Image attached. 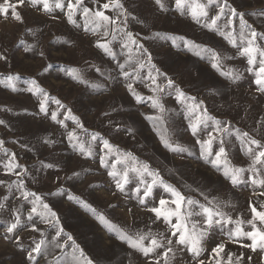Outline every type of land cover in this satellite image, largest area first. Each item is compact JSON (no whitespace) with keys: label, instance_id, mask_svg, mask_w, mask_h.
I'll return each instance as SVG.
<instances>
[{"label":"snow or ice","instance_id":"1","mask_svg":"<svg viewBox=\"0 0 264 264\" xmlns=\"http://www.w3.org/2000/svg\"><path fill=\"white\" fill-rule=\"evenodd\" d=\"M152 3L157 11L174 12L180 17L189 18L201 29L226 40L236 50L235 55L246 61L244 71L254 76V92L264 96V7L250 12L241 11L242 5L236 4V0H152ZM27 9L45 15L60 9L68 23L77 28L82 27L86 33L97 37L93 46L116 61V75L122 78L129 96L135 104L145 105L150 109L148 114L141 115L152 125V131L156 133L163 148L182 159L195 156L197 160L210 165L232 188L246 185L251 187L253 196L264 199V119L256 121V127L250 131H244L229 120L217 118L206 106L203 98L198 94H190L174 76L158 66L152 49L142 41L170 42L172 48L191 52L201 60H206L212 69L231 83L243 79L244 72L238 68L224 70L222 56L217 49L197 43L185 35L157 31L150 36L141 37L140 33L130 30L129 24L143 21L133 14L134 10L129 9L124 0H95V7L89 5L88 0H2L0 17L6 20L10 17L24 24L22 10ZM109 10L111 14H107ZM77 16L83 20V25L77 22ZM251 17L260 21L257 26L260 30L253 26L255 20L251 24L248 22ZM237 24L238 27H235ZM26 30L31 31L28 28ZM18 43L23 46L24 53H31L35 48V45L26 44L24 40H19ZM9 53L10 49L0 48V63L7 64ZM39 55L45 60L48 59L43 51ZM53 67L54 63L49 62L36 78L22 81L27 85L23 91L31 93L39 101L38 114H43L45 118H50L64 128V137L74 153L98 160V167L104 170L114 185V195L119 194L129 202L135 201L136 206L142 207L152 216L150 223L143 229L133 230L118 227L89 201L68 193L62 185L57 191L47 195L67 196L71 204L78 205L108 233L114 234L116 241L127 245L131 250L130 256L143 257L144 264H176L179 256L185 258V264H206V259L208 264H264V203L255 204L249 200L245 214L240 213L238 205L231 200H220L199 185L196 188L185 185V192L166 180L160 170L154 169L147 161L140 160L134 152L111 143L100 132H90L80 118L73 114V109L68 108L38 83L39 75L48 73ZM88 67L95 68L106 80L113 79L95 65L89 64ZM59 71L77 84L94 91L104 88L100 83L89 81L80 68L65 67ZM18 81H21L20 73H9L0 78V84L12 91L18 90ZM140 85L147 89L148 95L137 90ZM202 86L209 95L220 94L214 84ZM196 92L199 93V88ZM170 98L174 99L176 108L167 106ZM52 104L56 105L55 109L51 108ZM60 109H64V112L61 113ZM112 111H117V108L113 107ZM61 115L64 119H59ZM103 115L108 116L109 113ZM177 116L180 117L179 127H183L184 132L190 134L194 140L191 147L179 143L169 134L170 130L176 132ZM66 120H71L74 127L69 129ZM4 123L0 120V125ZM109 127L117 134L124 132L128 136H135V129L130 125L109 120ZM176 135L181 133L176 132ZM234 141L239 142L241 150L248 158L246 167L238 166L230 159V147ZM45 143L51 145L54 142L45 139ZM4 144L0 140V149H3ZM197 146L198 153L194 151ZM5 157V173L17 177L6 187L9 190L15 188L14 196L19 192L17 205L23 201L25 207L9 206L6 203L7 197L0 200V210H5L10 217L2 238L15 241L16 247H22L23 240L18 234L19 230H27L30 225L31 232L39 234L33 235L31 245L23 249L26 255L20 264H41L42 260L46 264H96L95 257L86 255L73 235L65 231L60 215L50 206L46 195L31 191L25 184L29 169L18 163L15 153L5 152ZM39 164L41 169L55 167L54 164L44 161H39ZM168 171L170 175H175L171 169ZM80 177V172L73 171L64 179L78 180ZM0 185H5V181L0 180ZM96 187L89 185V188ZM157 189H162L167 194L166 197L161 196L158 202L154 198V190ZM196 192L202 200L187 194ZM118 206L109 205L113 209ZM159 224L164 225V230L153 231V227ZM45 228L53 231L46 232ZM217 235L221 236L219 240ZM230 243L239 244L240 248L250 250L251 254L244 251L237 254L227 250L226 246ZM69 248L71 253L66 251ZM49 249L59 250L50 260L47 259L51 255Z\"/></svg>","mask_w":264,"mask_h":264},{"label":"rangeland","instance_id":"2","mask_svg":"<svg viewBox=\"0 0 264 264\" xmlns=\"http://www.w3.org/2000/svg\"><path fill=\"white\" fill-rule=\"evenodd\" d=\"M124 3L143 21L129 24L130 30L134 33H140L141 37L150 36L157 31L185 35L197 43L217 49L222 56L224 70L238 68L244 72V78L233 84L212 69L206 60H201L191 52L172 48L170 42L142 41L152 49L158 66L174 76L182 87L189 90L190 94H198L203 98L213 115L219 119L231 121L244 131H250L256 127V121L264 119V96L254 92L255 85L252 83L254 76L244 71L246 61L235 55L236 50L226 40L206 29H201L189 18L180 17L174 12L157 11L152 0H124ZM88 4L95 7V0H88ZM236 4L242 5L241 11L250 12L264 7V0H236ZM22 11L24 24L10 17L7 20L0 17V48L10 49L7 64L0 63V78L9 73L21 74V81L16 82L17 91H12L11 88L0 84V120L5 122L4 125H0V140L5 142L3 149H0V180L5 181V185H0V200L7 197L6 203L9 206L25 207L23 201L17 205L19 192H16L14 196L15 188L9 190L6 187L17 177L8 175L4 171L5 152L15 153L18 163L29 169L25 184L31 191L46 195L50 206L60 215L65 231L73 235L86 255L95 257L96 264H144L143 257L130 256L131 250L127 248V245L116 241L114 234L108 233L78 205L71 204L67 196L47 195L57 191L62 185L68 193L89 201L118 227L143 229L150 223L152 216L142 207L136 206L135 201L129 202L119 194L114 195L116 191L114 185L104 170L98 167V160L84 158L74 153L68 147L64 128L50 118H45L43 114H38L39 101L31 93L23 91L27 87L22 82L23 79L36 78L42 73L47 63L53 62L54 67L48 73L39 75L38 83L68 108L73 109V114L80 118L90 132H100L111 143L134 152L140 160L147 161L154 169L160 170L166 180L185 192H187L185 185L192 188L199 185L220 200H231L238 205V211L245 214H247L249 200L255 204L264 203V199L251 194V187L242 185L239 188H232L210 165L197 160L195 156L182 159L179 155L163 148L156 133L152 131V125L141 115V113L148 114L150 109L145 105L135 104L129 96L122 78L116 75V61L111 60L101 49L93 46L97 37L86 33L82 27L77 28L68 23L60 9L49 15L31 9ZM107 14H111L110 10ZM51 16L59 18L52 19ZM76 19L83 25L82 19L78 16ZM253 20L256 21L253 26L257 27L260 21L256 17H251L248 22L251 24ZM234 26L238 27V24ZM26 28L31 31H27ZM257 30H260L259 27ZM19 40L35 45L33 52L24 53L23 46L18 43ZM65 41L68 43H64ZM116 50L119 51L118 48ZM41 51L45 53L47 60L39 55ZM224 57L234 58L223 59ZM89 64L100 68L105 74H110L113 79L106 80L95 68H89ZM65 67L82 69L89 81L100 83L104 85V88L94 91L85 85L77 84L59 71L60 68ZM204 84H214L220 94L209 95L207 89L202 86ZM197 88L199 93L196 92ZM137 90L145 95L149 94L143 85H140ZM167 106L177 107L174 99L171 98ZM113 107H116L117 111H112ZM51 108L55 109L56 105L52 104ZM59 111L62 113L64 109ZM104 113L109 115L105 116ZM59 119L64 117L61 115ZM109 120L121 125H130L135 129V136H128L124 132L117 134L112 127H109ZM179 120L180 117L177 116L176 132L181 135H176V132L172 130L169 134L179 143L191 147L194 140L190 134L184 132L183 127H179ZM65 123L69 129L74 127L71 120H66ZM45 139L54 143L48 145ZM194 151L198 153V146ZM230 159L238 166H247L248 158L241 150L238 141L231 144ZM39 161L52 163L55 167L41 169ZM169 169L175 175H170ZM73 171L81 173L80 179L65 180L64 178L70 176ZM90 184L97 187L89 188ZM187 194L202 200L198 192ZM161 196L166 197L167 194L162 189L154 190V198L157 202ZM110 204L119 206L113 209L109 207ZM24 215L26 218V211ZM9 221L10 217L6 211L0 210V264H20L26 255L23 249L31 245L33 235L39 234H33L30 225L27 230H19L18 234L23 244L22 247H16L15 241H6L2 238ZM41 227L45 226L41 225ZM45 230L49 233L53 231L50 228ZM156 230L163 231L164 225L154 226L153 231ZM220 238L221 236L217 235V240ZM224 239L227 237L224 236ZM226 247L227 250L237 254L242 251L251 254L250 250L240 248L239 244L230 243ZM49 251L51 255L47 257L48 260L52 258V255L59 253L58 249H49ZM66 251L71 253L72 250L69 248ZM41 264H46V261L42 260ZM176 264H185V258L177 257ZM206 264H208L207 259Z\"/></svg>","mask_w":264,"mask_h":264}]
</instances>
